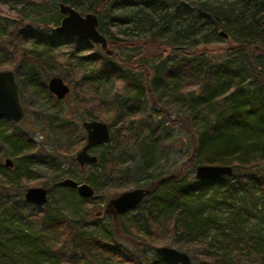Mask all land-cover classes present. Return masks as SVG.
<instances>
[{
    "label": "trees",
    "instance_id": "trees-1",
    "mask_svg": "<svg viewBox=\"0 0 264 264\" xmlns=\"http://www.w3.org/2000/svg\"><path fill=\"white\" fill-rule=\"evenodd\" d=\"M0 1L14 6L29 0ZM51 1L96 13L114 54L78 38L57 37L54 27L62 13L31 21V27L23 16H0V71H14L21 96L29 94L31 103L47 100V136L57 151L67 155L86 144L83 121L74 118L77 110L107 123L111 141L93 149L96 164L82 168L72 157L75 169L64 171L57 156H45L28 131L0 117V264H169L159 255L150 261L121 241L154 249L161 220L171 227L180 251L208 255L212 264H264V228H247L242 212L249 210L236 205L241 193L264 213V0ZM222 31L235 46L224 55L207 52L205 46L223 37ZM28 41L32 45L23 46ZM63 46L70 47L66 59L56 52ZM144 48L156 53L145 56ZM116 49L132 54L122 59ZM57 64L72 83L74 97L66 108L68 96L58 100L49 88L51 78L59 76L49 67ZM158 107L164 110L162 120L155 116ZM172 109L182 115L172 120ZM168 119L181 122L190 134L193 147L183 166L230 165L233 173L213 180H197L194 171L181 168L164 173ZM7 158L13 167L5 164ZM88 167L95 174L83 182L95 187L96 198L103 188L113 191L108 196L119 194L127 179L131 188L151 190L129 224L112 218L114 228L106 238L87 229L88 215L66 216L55 203V191L92 201L58 185ZM38 170L49 171L54 182L43 207L23 199ZM215 192L232 207L235 220L223 224L209 211ZM212 225L216 234L208 240ZM136 233L141 240H135ZM241 243L243 256L231 255Z\"/></svg>",
    "mask_w": 264,
    "mask_h": 264
},
{
    "label": "rangeland",
    "instance_id": "rangeland-1",
    "mask_svg": "<svg viewBox=\"0 0 264 264\" xmlns=\"http://www.w3.org/2000/svg\"><path fill=\"white\" fill-rule=\"evenodd\" d=\"M57 12L61 13L59 10V3L55 4L51 0H29L26 3H20L14 6L5 4L0 1V16L16 18V19H19L23 16L26 18L25 22L28 27H31V24H29L31 21H37V20L39 21V20H43L44 18L51 19V18L56 17ZM79 12L82 15L87 14L81 11ZM113 31H115V29ZM55 33L57 34V37L62 35V34H58L57 32ZM62 36L66 37L67 35H62ZM81 41L88 42L87 40H81ZM32 42L33 41H28L23 46H31ZM233 46H235V43H233L229 39L218 37L215 39V41L212 44L205 46V49H207L206 51L210 53L224 55L227 53L228 48H231ZM109 47L111 49H114L111 46ZM144 50L145 51H143V55L145 56H151L156 53L154 50H150L146 48H144ZM116 51L119 52L122 59H126L128 55L132 54L131 51L117 50V49ZM56 52L59 53L62 56V58L66 59L68 57V53L70 52V47L63 46L61 48H58ZM87 53L88 52H80V54H87ZM134 54H137V52H135ZM233 55L234 54H231L230 56H233ZM5 69L8 70L9 68H5ZM49 70L55 75H59L61 77L64 74H66L65 69L59 64L51 65V67H49ZM65 81L68 83H71V81L69 80H65ZM71 86H72V83H71ZM69 97L70 98L74 97L73 92L63 102L64 108L68 106ZM21 101L25 108V117L23 118L21 122L16 123L17 124L16 126L28 131V133L32 135L33 139L37 142L38 147L41 146V151L43 152V154H45V156L46 155L57 156L59 161L62 162V166H61L62 170L65 171V170L75 169L72 163L73 162L72 157H74V160H75L76 153L79 150H76L75 152L72 151L68 153L67 155H65L64 153H61L59 150L57 151L56 144L52 140H49V137L47 136L48 135L47 126H48V121H49V115L51 114V111L46 112V109H45L48 107L47 100L42 98L41 103L35 105L31 103L30 95L25 94L21 96ZM81 111L82 110H77L78 113L75 115L74 118H76L77 120H82V121L85 119H88L84 113L80 114ZM163 111L160 107L157 108L156 114H155L157 119L162 120ZM63 114L65 116L68 115L69 117V113L66 112ZM170 114H171L172 120L182 115L178 109H172L170 111ZM65 116H63V118ZM172 120H169V119L164 120V126L167 128L166 132H167V139L169 143V150L167 151L164 162H163V171L164 173L169 174L181 168L184 171L186 170L185 172L187 174L192 173V171H194V173L192 174L195 175V169L192 170L188 165H184V166L182 165V163H184L188 159V156L191 153V150L193 147L190 134L187 132L186 127L183 126L181 122L173 123ZM81 131H83V133L86 135V131L83 127ZM3 161H4V158H3ZM77 173H78V176L76 179H78L79 181H84L85 177H87L88 174L89 175L95 174V171L92 168L88 167L86 170H84V172H77ZM50 178H52V175L49 171H39L38 170V174L35 180L28 181L27 189L30 187H46V188L51 187V185L54 182H52ZM127 181L122 183L124 184L123 185L124 190L119 192V194L124 191L134 189L129 186ZM112 192L113 191L110 189L105 191V188H103V191L99 192L100 197L93 198L92 201L90 202L80 201L77 194H64L61 191L60 192L55 191L54 197L56 201L55 203L58 205V208L62 211L64 215L72 217V218L79 217L82 214L88 215L90 224L87 226V229L92 230L93 232L102 236L103 238H106L108 236V230L111 228H114L113 227L114 223L112 220L114 215L112 212L107 211L108 204L112 198H115L119 195L117 194L115 196H108V195H111ZM23 199H24V195H23ZM213 199L214 200L211 201V205L209 209V211L212 212L213 215H216L217 218L220 219V221L223 224H226L229 221L235 220L236 215L232 212L231 210L232 207L228 204L222 203L221 201L222 196L219 192L214 193ZM236 200H237L236 202L237 206H242L243 208H247L249 210V213L242 212L243 214L242 218L244 222H246L245 224L246 227L247 228L257 227V228L263 229L264 221H262V218L260 216H263L264 213L260 215V213L255 209L252 199H250L247 195L240 193L237 195ZM25 208L30 211H35L36 209L32 207H25ZM101 211L103 212L100 215H98V213ZM134 214H136V210L128 211L124 214L118 215L116 218L117 219L120 218L121 220H126L127 221L126 223L129 224L128 220H130L132 216H134ZM157 223H159L158 224L159 229L158 227H156L158 229L157 231L158 233L156 235V238L152 242L153 246L155 248L161 247V246H169V247L178 249L177 248V242H178L177 237L171 231V227L168 226V224L164 222L163 220L158 221ZM139 232L143 234L144 230H140ZM215 234H216V228L215 226L212 225V227H210L208 231V240H212ZM141 239L142 237L140 234L135 235V240L139 241ZM121 241L125 246L129 247L131 250L136 251L138 254H141L142 256H144L150 261L153 260L156 257V255H158L156 253L155 248L150 249L148 246H145V247L143 246L144 248H141L142 250H139L133 244H131L130 241H127L123 238H121ZM215 246L219 247V249L223 248V245L221 243H216ZM244 253H245V250L242 248V243L240 244L239 247L233 248L230 252L231 255H242V256ZM201 257L203 259H199ZM191 258L193 259L194 262L203 261V260L209 261L210 256L208 255L202 256L201 254L198 253L197 255H191Z\"/></svg>",
    "mask_w": 264,
    "mask_h": 264
},
{
    "label": "water",
    "instance_id": "water-1",
    "mask_svg": "<svg viewBox=\"0 0 264 264\" xmlns=\"http://www.w3.org/2000/svg\"><path fill=\"white\" fill-rule=\"evenodd\" d=\"M60 12L64 15L60 24L54 27L58 34L87 40L99 45L106 55L112 56L114 50L109 47L107 37L99 29V16L94 12L82 15L70 4L61 2ZM224 38L228 34L221 32ZM49 88L58 100H64L72 92L69 83L60 76H54L49 81ZM0 117L10 119L19 123L25 117V108L21 101V92L13 70L0 71ZM87 141L85 146L76 153L75 160L84 168L89 164H96L98 156L92 152L98 146L110 143L111 129L109 125L100 120H84L82 123ZM5 164L14 166L11 158L5 159ZM233 167L219 164H200L195 167V178L197 180H213L223 176L231 175ZM58 185L76 189L78 194L87 199L97 197L96 189L88 182H80L72 177H66L58 182ZM151 193L149 188L138 187L120 193L112 198L108 204V212H112L116 218L118 215L135 210L143 200ZM48 189L45 187H30L24 193L27 203L37 207H43L48 202ZM103 211L99 212L100 215ZM156 253L169 264H212L209 261L194 262L191 256L183 251L169 246L155 248Z\"/></svg>",
    "mask_w": 264,
    "mask_h": 264
},
{
    "label": "bare ground",
    "instance_id": "bare-ground-1",
    "mask_svg": "<svg viewBox=\"0 0 264 264\" xmlns=\"http://www.w3.org/2000/svg\"><path fill=\"white\" fill-rule=\"evenodd\" d=\"M62 179H64V178H62ZM62 179H60V180H62ZM74 179H75V178H74ZM60 180H59V181H60ZM76 180H77V179H76ZM59 181H58V182H59ZM78 181H79V180H78ZM80 182H83V181H80ZM59 186H60V185H59ZM61 187H62V186H61ZM183 252H184V251H183ZM186 253H187V252H186ZM190 256H191V255H190Z\"/></svg>",
    "mask_w": 264,
    "mask_h": 264
},
{
    "label": "flooded vegetation",
    "instance_id": "flooded-vegetation-1",
    "mask_svg": "<svg viewBox=\"0 0 264 264\" xmlns=\"http://www.w3.org/2000/svg\"><path fill=\"white\" fill-rule=\"evenodd\" d=\"M67 83V82H66ZM71 86V85H70ZM85 120H91V119H85ZM84 121V120H83ZM84 128V127H83ZM87 135V134H86ZM92 152H93V150H92ZM94 153V152H93Z\"/></svg>",
    "mask_w": 264,
    "mask_h": 264
}]
</instances>
